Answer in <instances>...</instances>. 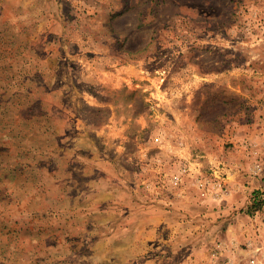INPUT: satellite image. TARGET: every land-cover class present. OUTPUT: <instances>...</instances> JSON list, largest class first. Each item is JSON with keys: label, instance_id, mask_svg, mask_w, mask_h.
<instances>
[{"label": "rangeland", "instance_id": "obj_1", "mask_svg": "<svg viewBox=\"0 0 264 264\" xmlns=\"http://www.w3.org/2000/svg\"><path fill=\"white\" fill-rule=\"evenodd\" d=\"M264 0H0V264H264Z\"/></svg>", "mask_w": 264, "mask_h": 264}, {"label": "trees", "instance_id": "obj_2", "mask_svg": "<svg viewBox=\"0 0 264 264\" xmlns=\"http://www.w3.org/2000/svg\"><path fill=\"white\" fill-rule=\"evenodd\" d=\"M264 205V197L261 192L256 191L252 203L248 206V212L253 214L255 211L261 209Z\"/></svg>", "mask_w": 264, "mask_h": 264}]
</instances>
